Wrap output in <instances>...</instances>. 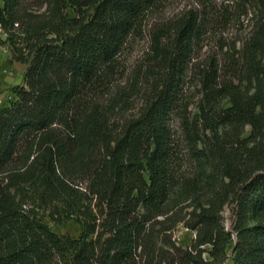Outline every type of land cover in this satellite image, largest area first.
<instances>
[{
  "label": "trees",
  "instance_id": "obj_1",
  "mask_svg": "<svg viewBox=\"0 0 264 264\" xmlns=\"http://www.w3.org/2000/svg\"><path fill=\"white\" fill-rule=\"evenodd\" d=\"M0 1V47L27 66L0 110V264H225L232 243L233 264H264V0H237L250 33L204 64L198 46L231 15L213 0L152 26L170 0ZM144 32L148 62L118 90L122 55ZM32 200L61 209L81 237L52 232ZM180 224L196 235L190 247L173 241Z\"/></svg>",
  "mask_w": 264,
  "mask_h": 264
},
{
  "label": "rangeland",
  "instance_id": "obj_2",
  "mask_svg": "<svg viewBox=\"0 0 264 264\" xmlns=\"http://www.w3.org/2000/svg\"><path fill=\"white\" fill-rule=\"evenodd\" d=\"M237 0H213L215 10L229 11L231 15L225 21L224 25L215 28L212 33H209L206 40L198 46L195 56V63L204 64L211 57L218 59L224 57L225 53H233L235 48L238 50L242 46L243 40L251 31V15L238 19L236 12ZM3 3L0 1V8ZM200 0H170L163 12L151 20V26L168 22L184 15L190 10H200ZM223 13V12H222ZM229 13V14H230ZM71 17H74L73 11H69ZM151 52V41L148 32H144V36L132 41L131 46L122 55L121 62L123 65L122 76L117 83V88H128L131 81H134V76L148 62V56ZM27 66L13 60L12 54L7 46L0 47V110L8 107L11 103L17 100V92L20 87L25 86V75ZM197 96V88L194 79L188 80L186 87V98L192 103ZM141 94L137 95L131 105L133 110L131 113H136L142 106ZM192 107V106H191ZM191 109V108H190ZM175 130L179 141H184V134L180 129L179 123L175 124ZM246 136H248L249 129ZM185 143V142H184ZM185 147L186 143H185ZM181 162L179 166L187 173L188 177H193L197 174L198 168L190 161L189 151L182 144L180 149ZM207 197H202V202L207 201ZM188 202L187 204H189ZM184 204V205H187ZM191 204V203H190ZM183 206V205H182ZM189 206V205H188ZM187 206V207H188ZM38 218L48 226L52 232L59 236H69L73 239H79L83 233L81 225L73 219H66L62 216L61 209L55 205L45 204L42 201H31L29 206ZM194 207L185 209V213L192 211ZM61 212V214H58ZM223 223L227 231L232 232L235 223L234 205L231 202L225 204L222 208ZM173 241L181 247H190L196 238L193 231L188 230L183 224H180L172 233ZM233 247L234 243L227 248V261L225 264H233ZM206 258H208L206 256Z\"/></svg>",
  "mask_w": 264,
  "mask_h": 264
}]
</instances>
